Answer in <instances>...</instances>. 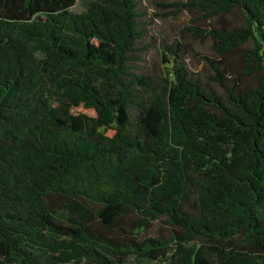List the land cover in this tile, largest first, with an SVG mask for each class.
<instances>
[{
	"label": "trees",
	"instance_id": "16d2710c",
	"mask_svg": "<svg viewBox=\"0 0 264 264\" xmlns=\"http://www.w3.org/2000/svg\"><path fill=\"white\" fill-rule=\"evenodd\" d=\"M140 3L0 0V264H264V0L165 3L157 84Z\"/></svg>",
	"mask_w": 264,
	"mask_h": 264
},
{
	"label": "rangeland",
	"instance_id": "374dc122",
	"mask_svg": "<svg viewBox=\"0 0 264 264\" xmlns=\"http://www.w3.org/2000/svg\"><path fill=\"white\" fill-rule=\"evenodd\" d=\"M173 1L184 0H141L140 10L143 18L147 21L148 33L139 45L143 48L140 52L142 61H139L136 71L149 75L152 81L157 84L161 81L164 74L165 63L161 48L165 43L175 42L180 39L186 47V58L190 70L196 72L199 76L208 80V76L214 71L207 64L203 55L215 57L212 49V40L201 41L195 38L191 33L184 31V27L193 24H199L202 28H207L210 21H200L194 23L192 18L195 14L189 11H182L179 14L174 13L173 7L164 5ZM83 5L78 4L76 9L81 10ZM227 19L236 25H245L246 21L242 13L235 10L227 15ZM170 233L167 224L163 219L154 222L149 231L152 235H168ZM134 264H141L135 258L131 259Z\"/></svg>",
	"mask_w": 264,
	"mask_h": 264
}]
</instances>
